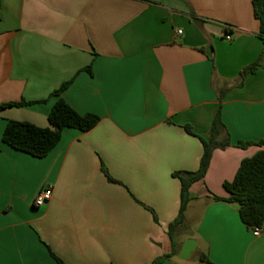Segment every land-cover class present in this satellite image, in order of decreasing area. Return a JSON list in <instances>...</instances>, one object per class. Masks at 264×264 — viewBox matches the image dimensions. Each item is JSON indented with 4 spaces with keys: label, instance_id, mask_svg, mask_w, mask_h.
Instances as JSON below:
<instances>
[{
    "label": "crops",
    "instance_id": "obj_1",
    "mask_svg": "<svg viewBox=\"0 0 264 264\" xmlns=\"http://www.w3.org/2000/svg\"><path fill=\"white\" fill-rule=\"evenodd\" d=\"M258 29L251 0H1L0 105L35 103L0 110V264H58L52 255L150 264L170 254L181 189L172 175L196 172L203 153L184 127L207 139L222 89L230 147L190 187L178 253L161 264H205L198 254L264 264V224L253 237L237 206L213 200L227 196L242 160L264 153L235 147L264 140V67L238 80L264 51ZM66 82L61 98L97 125L64 129L41 159L6 146L8 121L49 127L50 94ZM48 187L52 198L35 208ZM186 239L198 249L181 261Z\"/></svg>",
    "mask_w": 264,
    "mask_h": 264
},
{
    "label": "trees",
    "instance_id": "obj_2",
    "mask_svg": "<svg viewBox=\"0 0 264 264\" xmlns=\"http://www.w3.org/2000/svg\"><path fill=\"white\" fill-rule=\"evenodd\" d=\"M251 5L253 17L259 25L257 35L264 45V0H251ZM259 67H264V51H262L254 63L245 67L239 73V85L241 86L245 76L255 73ZM85 71L90 73V67H87ZM69 84L70 82L64 83L58 90L50 94V98H57V100L48 115V128H39L25 122L8 121L2 134V142L15 151L41 159L46 157L56 147L64 129H75L80 132H88L93 129L99 121L97 116L90 114L79 115L61 98L62 93L67 89ZM227 91V89H222L219 92L220 104L212 120L207 139L197 136L191 127H184L188 135L196 137L201 141L203 153L196 172H177L172 175L180 181L181 186L178 215L168 226L172 251L168 255L155 259L150 264H161L177 255L179 245L174 241V233L184 223V214L190 202L189 189L194 183L204 179L213 152L217 149L222 150L230 147L228 135L225 134L223 136L225 128L221 120V103ZM34 103L22 101L3 104L0 105V110L8 107L29 106ZM252 145L263 147L264 140L257 143L238 142L235 147L245 149ZM103 171L106 173L104 169ZM108 181L116 183L109 177ZM223 189L227 196H214L213 200L237 206L240 221L249 230L255 227L261 228L264 224V153L257 152L251 158L242 160L233 180L231 182H224ZM154 220H156L155 216ZM52 257L58 264H63L54 255ZM198 257L205 264H211L203 254H198Z\"/></svg>",
    "mask_w": 264,
    "mask_h": 264
},
{
    "label": "built area",
    "instance_id": "obj_3",
    "mask_svg": "<svg viewBox=\"0 0 264 264\" xmlns=\"http://www.w3.org/2000/svg\"><path fill=\"white\" fill-rule=\"evenodd\" d=\"M180 34V31H177ZM226 41H230V36H226ZM52 198V189L50 187L41 189L38 194L36 195L33 206L35 208H40L44 206L50 199ZM253 237H258L260 235L261 229L260 228H253L251 229Z\"/></svg>",
    "mask_w": 264,
    "mask_h": 264
},
{
    "label": "water",
    "instance_id": "obj_4",
    "mask_svg": "<svg viewBox=\"0 0 264 264\" xmlns=\"http://www.w3.org/2000/svg\"><path fill=\"white\" fill-rule=\"evenodd\" d=\"M198 249V242L193 239H186L180 249L179 259L181 261H188L193 257Z\"/></svg>",
    "mask_w": 264,
    "mask_h": 264
},
{
    "label": "rangeland",
    "instance_id": "obj_5",
    "mask_svg": "<svg viewBox=\"0 0 264 264\" xmlns=\"http://www.w3.org/2000/svg\"><path fill=\"white\" fill-rule=\"evenodd\" d=\"M189 229H191V227H189V226H187L186 225V227L185 226H183L182 228H181V230H179L178 232H177V234H179V235H184V233H187L188 231H189ZM187 231V232H186ZM193 259H194V257H193ZM192 259V260H193Z\"/></svg>",
    "mask_w": 264,
    "mask_h": 264
}]
</instances>
